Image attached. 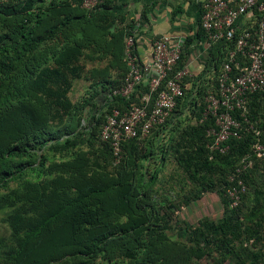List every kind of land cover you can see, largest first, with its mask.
<instances>
[{"label":"trees","instance_id":"1","mask_svg":"<svg viewBox=\"0 0 264 264\" xmlns=\"http://www.w3.org/2000/svg\"><path fill=\"white\" fill-rule=\"evenodd\" d=\"M86 1L0 5V213L8 228L0 236V264H202L208 256L211 264H227L229 257L264 264V188L254 190L247 214L241 212L249 207L241 204L246 189L236 207L226 198L229 212L188 226L187 240L167 233L154 198L170 150L195 185H218L224 195L229 175L251 153L252 131L230 139L226 153L207 147L214 122L203 117L205 96L217 89L234 40L211 41L199 73L183 78L190 87L170 116L147 136L123 141L116 161L100 131L114 108L139 101L145 91L112 95L128 71L127 38L134 37L137 52L159 0H94L91 7ZM206 35L199 19L170 76L188 65ZM81 78L91 90L73 101V82ZM192 116L196 125L182 127ZM248 118L264 133V92L250 95ZM256 160L264 166V158ZM254 168L241 175L245 187Z\"/></svg>","mask_w":264,"mask_h":264},{"label":"built area","instance_id":"2","mask_svg":"<svg viewBox=\"0 0 264 264\" xmlns=\"http://www.w3.org/2000/svg\"><path fill=\"white\" fill-rule=\"evenodd\" d=\"M11 1L0 0V5ZM201 25L206 32L204 50L211 41L220 37L234 40L227 60L218 76L217 89L205 96L203 117L213 118L207 129L210 152L226 153L229 140L240 138L243 131L254 132L256 141L251 153L240 158L238 165L229 175L230 185L226 188L229 206L240 204L245 186L241 175L253 166L256 159L264 158V133L255 128L248 118L250 95L264 92V0H200ZM94 0L85 2L86 7ZM241 18V20H239ZM243 18H247L242 22ZM239 20V21H238ZM184 37L168 34L146 40V49L137 45L134 37L127 38L125 57L128 71L122 86L112 95L126 98L140 88H145L139 101H130L124 109L114 108L106 117L100 131V139L107 142L115 160L120 158L122 142L136 137H145L157 125L170 116L177 100L183 95V78L190 76L188 65L172 76L173 68L180 58Z\"/></svg>","mask_w":264,"mask_h":264},{"label":"rangeland","instance_id":"3","mask_svg":"<svg viewBox=\"0 0 264 264\" xmlns=\"http://www.w3.org/2000/svg\"><path fill=\"white\" fill-rule=\"evenodd\" d=\"M201 68L200 60L189 66L191 73L195 75L199 73ZM189 87L190 84L186 86V89ZM90 90L87 81L83 78L77 79L73 82L70 98L73 101L80 100L87 96ZM183 119L182 127L186 125L194 126L197 123V118L193 116L191 119ZM170 129V125H167L164 129L167 130L163 137L166 141L169 135H171ZM254 163H256L253 164L255 168L251 170L253 172V179L245 183V189L248 194L245 195V198L243 196L241 202V204H249V207L242 206L241 212L244 214H247L250 206L255 204L254 190L264 188V166L257 160ZM217 177H219V174L215 173L214 178L217 179ZM154 195L155 203L160 213L168 220L167 233L174 239L187 240L188 238L184 229L196 224L199 219L218 221L229 212L225 201L226 198L228 199V196L220 192V187L217 185L202 190L195 185L194 181L178 165L171 150L166 155L161 167ZM248 197L249 199H246ZM3 216L4 214L0 213V236L8 234V228L3 221ZM211 262L212 260L208 256L203 259L202 264H211ZM227 264H235V258L229 257Z\"/></svg>","mask_w":264,"mask_h":264},{"label":"crops","instance_id":"4","mask_svg":"<svg viewBox=\"0 0 264 264\" xmlns=\"http://www.w3.org/2000/svg\"><path fill=\"white\" fill-rule=\"evenodd\" d=\"M200 4V0H159V5L148 15L151 21L150 29L144 31L145 34L138 41V47L146 49V40H152L164 34L184 38L193 34L201 16ZM245 20L247 18H243L242 22ZM197 47L196 52L190 56L189 66L203 56L204 42H200Z\"/></svg>","mask_w":264,"mask_h":264}]
</instances>
